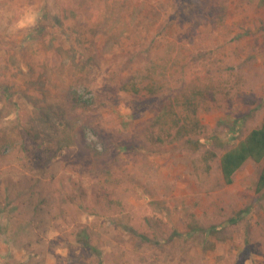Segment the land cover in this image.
I'll list each match as a JSON object with an SVG mask.
<instances>
[{"label": "rangeland", "instance_id": "obj_1", "mask_svg": "<svg viewBox=\"0 0 264 264\" xmlns=\"http://www.w3.org/2000/svg\"><path fill=\"white\" fill-rule=\"evenodd\" d=\"M263 119L264 0H0V178L46 197L9 189L0 264H264L263 163L221 169Z\"/></svg>", "mask_w": 264, "mask_h": 264}, {"label": "trees", "instance_id": "obj_2", "mask_svg": "<svg viewBox=\"0 0 264 264\" xmlns=\"http://www.w3.org/2000/svg\"><path fill=\"white\" fill-rule=\"evenodd\" d=\"M186 104L195 105L192 111V114H188L185 109L187 105H173L172 102L170 104L164 105L156 117L153 119L154 123L159 128V133L164 134V126L169 125L170 128L167 130V136H173V139H179L185 136H189L192 134H199L203 129L200 120L197 116V108L199 107L200 102L204 99V93L206 90L204 87H199L197 84L190 87V91L185 90ZM190 98L193 102H191ZM197 98V99H196ZM188 100V101H187ZM184 103V104H185ZM88 106V105H87ZM86 106V107H87ZM183 109H180V108ZM169 120H172L170 123ZM163 130V131H162ZM74 137V135H72ZM70 135V137H72ZM190 143L195 144L198 147L203 143L201 138H191ZM41 145H38L40 148ZM121 150H134L137 148V145L132 142L128 143H118L117 148ZM253 159L256 162H262V169L260 172L259 180L257 183V189H264V119L260 126L253 128L247 136L241 140L235 146L226 150L221 156V169L224 177V181L226 184L233 183L235 172L248 160ZM36 167L44 170L45 164L42 160L37 159L35 162ZM25 180V181H24ZM23 181L26 185H22V181H5V179L0 178V211L6 215L8 219H12L13 216L9 211H7L8 205L11 204L12 199L10 198L11 188H19L21 189V185L27 188V191L30 193L29 200L27 202L28 206H32L34 209L39 208V206L45 202L46 197H35L36 194L41 190V178L30 177ZM15 190V189H14ZM21 193V190H20ZM42 196V195H41ZM233 220V219H232ZM235 222V221H233ZM5 228L8 227L7 224L4 225ZM191 229L194 231H199L200 228L196 225L191 226ZM217 228H211L209 230L203 229L204 232L209 231L210 234L216 235L218 233ZM86 244V243H85ZM87 246V245H86ZM211 246L214 247V244L211 243ZM92 249V245L90 246Z\"/></svg>", "mask_w": 264, "mask_h": 264}]
</instances>
